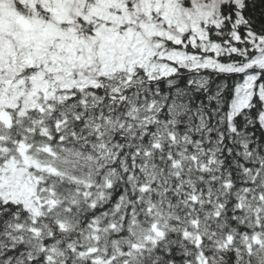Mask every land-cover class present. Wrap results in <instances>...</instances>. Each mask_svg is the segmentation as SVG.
Wrapping results in <instances>:
<instances>
[{"label":"snow or ice","instance_id":"obj_1","mask_svg":"<svg viewBox=\"0 0 264 264\" xmlns=\"http://www.w3.org/2000/svg\"><path fill=\"white\" fill-rule=\"evenodd\" d=\"M0 264H264V0H0Z\"/></svg>","mask_w":264,"mask_h":264}]
</instances>
